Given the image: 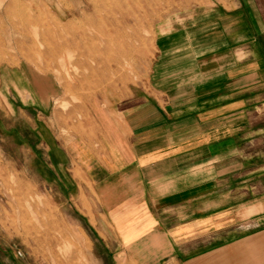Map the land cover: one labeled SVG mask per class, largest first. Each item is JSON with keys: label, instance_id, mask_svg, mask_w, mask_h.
Masks as SVG:
<instances>
[{"label": "crops", "instance_id": "0c3cea01", "mask_svg": "<svg viewBox=\"0 0 264 264\" xmlns=\"http://www.w3.org/2000/svg\"><path fill=\"white\" fill-rule=\"evenodd\" d=\"M234 2L161 35L151 91L108 108L98 134L49 143L126 259L264 264V191L243 185L256 172L240 150L264 106V0Z\"/></svg>", "mask_w": 264, "mask_h": 264}, {"label": "rangeland", "instance_id": "374dc122", "mask_svg": "<svg viewBox=\"0 0 264 264\" xmlns=\"http://www.w3.org/2000/svg\"><path fill=\"white\" fill-rule=\"evenodd\" d=\"M234 1L0 0L1 264H143L75 201V167L57 171L49 143L98 134L108 108L151 91L161 35ZM250 121L256 178L241 183L263 193L264 106Z\"/></svg>", "mask_w": 264, "mask_h": 264}]
</instances>
